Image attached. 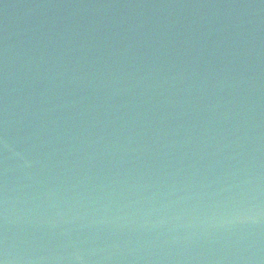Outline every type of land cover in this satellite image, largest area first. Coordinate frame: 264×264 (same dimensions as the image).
<instances>
[{"label":"water","instance_id":"water-1","mask_svg":"<svg viewBox=\"0 0 264 264\" xmlns=\"http://www.w3.org/2000/svg\"><path fill=\"white\" fill-rule=\"evenodd\" d=\"M3 264H264V0H0Z\"/></svg>","mask_w":264,"mask_h":264},{"label":"snow or ice","instance_id":"snow-or-ice-1","mask_svg":"<svg viewBox=\"0 0 264 264\" xmlns=\"http://www.w3.org/2000/svg\"><path fill=\"white\" fill-rule=\"evenodd\" d=\"M0 264H3V262H2V261H0Z\"/></svg>","mask_w":264,"mask_h":264}]
</instances>
